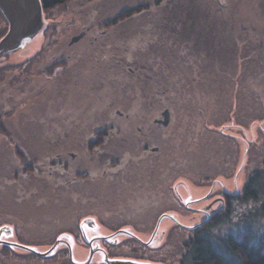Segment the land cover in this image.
<instances>
[{
    "label": "rangeland",
    "instance_id": "374dc122",
    "mask_svg": "<svg viewBox=\"0 0 264 264\" xmlns=\"http://www.w3.org/2000/svg\"><path fill=\"white\" fill-rule=\"evenodd\" d=\"M51 12L55 13L49 16L64 14L71 20L66 24L63 17L45 29L46 35L40 31L11 56V62H24L44 48L46 65L29 70L28 84L22 83L19 72L15 81L4 85L14 99L0 111L13 112L12 120L18 121L12 125L4 118L9 123L0 125V224L14 223L19 239L31 244L29 251L43 252L60 230L73 229L88 213L93 221L80 220L86 234L106 235L119 229L112 237L123 240L127 232L135 234L151 222L140 221L145 217L118 219L137 213L133 208L138 204H147L148 213H143L151 216L158 230L151 245L171 240L155 258L180 264L189 231L176 232L181 228L177 224L196 225L204 219L205 208H219L211 201L219 189L241 190L252 171L247 151L250 136H256L252 120L264 110V0H67ZM84 29L86 35L70 45L71 37ZM53 56L66 61L55 68ZM56 69L62 72L57 82L48 76ZM37 70L51 74L34 81ZM24 89L34 96L25 106L28 112L17 105ZM166 105L171 133L154 127L162 150L151 156L130 153L139 148L136 123L160 115ZM60 106L64 116L57 122L62 124L38 122L40 117H57L54 112ZM104 125L111 128L104 150L93 154L86 143L95 127ZM12 134L20 148L34 153H54L58 143L63 149L70 147L78 158L69 160V165H83L84 171L95 165L98 173L103 159L113 157L121 159L123 169L112 180H85L78 185V197L57 177L54 182L17 175L32 158L13 154L8 141ZM148 158L153 165L144 161ZM170 196L173 202L168 201ZM86 197H97L98 203ZM257 206L252 200H235L226 220L237 222ZM106 215L103 223L100 217ZM227 226L222 221L212 230L221 232ZM63 239L71 241L75 263L104 260L100 250L90 255L93 249L74 236ZM31 258L26 264H70L68 258Z\"/></svg>",
    "mask_w": 264,
    "mask_h": 264
},
{
    "label": "flooded vegetation",
    "instance_id": "af4514ba",
    "mask_svg": "<svg viewBox=\"0 0 264 264\" xmlns=\"http://www.w3.org/2000/svg\"><path fill=\"white\" fill-rule=\"evenodd\" d=\"M41 2H42V7H43L44 19L46 17V20H47L45 23L43 34L46 35L45 29L47 31L48 28L51 27L52 25H55L56 23L58 25L59 23H61L63 17H64L63 22H65L66 24L69 23L71 19L66 18L64 14L62 18L60 17L55 18L53 16L48 15L49 13H52L53 15L55 12H51V11H54L55 7L62 3L54 4L52 6L46 7L44 0H41ZM121 15L116 17L113 21L119 19ZM9 26H10L9 21L7 20L6 16L3 14V12L0 9V40L8 33ZM81 33H84V35L82 36L83 38L86 35V29L81 31L79 34ZM79 34H75L71 37V40L69 42L70 45H73L74 43L77 42V41L72 42V39L73 37ZM46 41L48 42L47 38H46ZM14 51L6 52V53L0 52V106H1V109L5 107V104L8 101H11L12 103L14 99L13 96H10L11 93H9V95L6 94L7 91L4 90V85L9 84L11 79L15 81L20 76L19 72L23 74V76L21 77L22 83L24 84L27 82L28 84V80L31 81L32 79L31 75H28L29 70L36 66H45L48 60L46 56L47 55L46 49L43 48L40 53H38L37 55L33 56L30 59L25 60L24 62H11L12 60L11 56ZM53 57L55 58L54 60L55 63L53 62L52 66H54L55 68L58 65L61 66V64L65 63L66 61L64 57H61L60 59H58V61L60 62L58 64L57 57L56 56H53ZM56 71L58 72L53 74V76L52 75H48V76L52 78V80L54 79L56 82L58 80L61 81L60 80L61 74H62L61 69L60 70L56 69ZM37 73L39 74L38 76L33 75V77L35 78L33 79L34 81L42 80V78H45L46 74H51V72H46V70H45V73L44 72L42 73V70H37ZM16 92L19 93L18 91ZM19 94H21L22 96L17 102V105L21 104L23 106L22 110L28 112L25 106H28V104H30V102L34 99V96L30 95V90L26 92L25 89L22 90V92ZM17 96L19 95L17 94ZM18 108L13 107V109H18ZM169 108L170 107L166 105L160 111V115L157 114V115H151L150 117H145L144 121H143L144 118H142L139 120L141 123L140 125L136 123L135 130L136 132L138 131V133L140 134L139 141H137L136 147L139 146V148L135 149V151L131 150L130 153L134 154L136 152L135 156H147V155L151 156V155H154V153H157L160 150H162V147L157 143L159 139H158V134L154 132V127H159L163 131H166L168 133L170 132L169 128H171L172 125H170L171 111ZM166 110H169L170 112L167 115L168 117L167 123L163 122L164 116H165L164 112ZM54 114L57 115V117H40V119L39 117H36L35 119H39L38 122H42L44 125H47V123L62 124L60 122H62V119L64 116L63 106L58 107L57 111L54 112ZM126 117L130 118L129 114L126 115ZM4 118L5 119L7 118L9 121L12 120L13 112L8 113L7 111H0V125H5L9 123V121L5 122ZM129 118H126V119H129ZM23 119H24L23 122L26 124L28 122L26 117ZM35 119H32V120H35ZM57 120H60V122H57ZM93 120L94 119L89 120V124L92 123ZM17 121L12 120L11 124L13 125ZM110 130L111 128L108 127L107 125L95 127V130L93 131L92 136L88 139L86 143L87 149L93 154L96 152V150H98L99 152L103 151L104 149L102 148V146L103 144L106 143V138L109 136ZM8 141L10 142V147L13 149L11 150L13 151L14 155L20 158H25V157L32 158L28 160V162L22 166L21 173H19V171H16L17 175L18 174H20V176L22 175L23 176L22 178H25V180H29L33 178L35 179L50 178L54 181V179L56 180V177H57L58 179H61L63 182H65L67 185L72 186L73 193H75L78 197L80 195L78 185L83 183L85 180L91 183H97L98 181H101V179L112 180V179L117 178L118 172L123 169L122 165H119L122 162L121 159L119 157H113L109 161H106L105 159H103L104 165H102V170L98 173H97V169L99 168L98 166H95V165L91 166L90 168L84 171L82 170V168H84L83 165L82 166H79L78 164H76L75 166L69 165V160H72L73 162L77 161L78 152L75 150H72L68 146H66V148L63 149V146H61L60 143H58V148L55 150L54 153H52V151L50 150H43L38 153H34L33 151L20 148L19 142L16 140V137L13 134L9 136ZM67 156L70 157V159ZM135 158L137 159V157ZM94 161L96 160L94 159ZM144 161L153 165V162L151 161L150 158ZM144 161H139V162L143 163ZM144 167L147 168L149 166H144ZM70 176H72L71 179H67ZM223 190H224L223 188L219 189L218 192L215 193V196L211 200V201H214V200L215 201L212 204L218 203L220 204L219 207H222L224 197L227 198L229 194L237 193V191H230V190L223 191ZM209 196L211 197L212 193ZM86 199L91 201L92 203H98L97 197H86ZM174 200H175L174 196L168 197V201L173 202ZM138 206H135L133 208L135 211H137V213H133V214L129 213L128 215H131V214L132 215L129 217L127 215L121 216V218H119L118 220L121 221L122 219H129L130 221H136L135 217L136 218L145 217L144 219H141L140 221L145 222V223H147V221H150L151 224L145 228H140L138 232H133L135 234H129L127 231H124L127 233L125 234V239L123 240H119L115 235L112 237V234H115L119 230L116 228H115L116 230L112 231V233L106 234V235H95L94 233L91 235L86 234V231H84V229L80 227V220L87 221V222L93 221L89 219V218H92V214L90 216L88 213L86 215H83L82 218H79L77 220V223H76L77 225L73 229L64 230V231L60 230V232L56 235L57 237H55L54 241L50 244L48 249L43 250V252L40 251L39 253L35 251H29L28 246H30L31 244L24 243L23 241L19 239V236H18L19 230L17 229L14 223H11V222L1 223L0 224V264L1 263L7 264L8 262L9 264H26L30 261V259H32L31 257H36L42 260H46V259L50 260L52 258L55 260H59V259L67 260L68 258L70 264H72L70 261V254H71L70 253V242L71 241L68 239H63V237L68 236V234L71 236H74L75 241L77 240L78 242H81L87 247L92 248L93 255L96 250H100V252H102L104 256L103 261H101L100 263H93L91 261L89 264H106V261H105L106 258H110V259L127 258V259H134V260L152 262V263L159 262L160 260L167 261V260L160 259V257L159 258H155V257L160 256L159 254L161 253H158V252L160 251L162 252L163 251L162 248H164L168 243L165 245L162 244L163 246L156 245L155 247L151 245V242L149 240L152 239V241H154L158 234V230L156 231V223H154L153 219L151 218L149 214H146L148 213L146 209L147 204L145 207H143L141 203L138 204ZM151 207H153V205ZM205 209L210 211V213L216 210V208H212V207L210 209H207V208ZM143 212H146V213H143ZM215 212L216 211H214L213 214ZM108 217L109 215L102 216V218L100 217V220L104 223ZM113 220L118 221L117 219H113ZM177 225H179L181 228L179 227L175 228L176 232L186 233L187 231H189L188 233L189 235L193 234L191 232L192 230H189L190 227H185L182 224H177ZM136 234L138 236H136ZM145 237L149 239H146ZM58 240L61 242L56 246L55 244ZM98 241L99 243H101L100 246L97 244ZM57 247H60V248L54 251ZM51 248H53L52 251H50ZM142 251L144 252L143 254H142ZM147 253L152 256H154L153 254L155 253V256L148 257ZM17 260L22 261V262L15 263L14 261H17Z\"/></svg>",
    "mask_w": 264,
    "mask_h": 264
},
{
    "label": "trees",
    "instance_id": "16d2710c",
    "mask_svg": "<svg viewBox=\"0 0 264 264\" xmlns=\"http://www.w3.org/2000/svg\"><path fill=\"white\" fill-rule=\"evenodd\" d=\"M63 2L65 0H44L46 7ZM260 114V118L252 120L256 125V136H250V148L247 151L252 171L245 185L236 194L224 197L222 208L212 214L208 222L189 229L193 234H188L184 243L185 250L179 259L180 264H264V110ZM235 200H252L258 206L247 217H240L239 221L233 223L226 218L231 217ZM222 221L227 223L226 229L221 232L212 230L213 226ZM170 243L171 240L162 249ZM159 262L170 264L168 261Z\"/></svg>",
    "mask_w": 264,
    "mask_h": 264
},
{
    "label": "water",
    "instance_id": "95a60500",
    "mask_svg": "<svg viewBox=\"0 0 264 264\" xmlns=\"http://www.w3.org/2000/svg\"><path fill=\"white\" fill-rule=\"evenodd\" d=\"M0 9L6 16L10 25L8 33L0 40V52L2 53L11 52L23 47L40 31L44 30L46 21L44 19L41 0H0ZM83 35L84 33H81L73 37L72 42L78 41ZM169 113V110L164 112L165 116L163 122L167 123V115ZM211 207L214 208L211 205L207 209H210ZM220 208L222 207H219L218 209L216 208L214 211H218ZM213 212L210 213V211L204 209V219L190 228L200 227L201 225L208 222L212 217ZM60 242L61 241L58 240L55 245L59 244ZM52 249L53 248H51L50 251H52ZM90 255H93V251L90 253ZM90 260L82 264H89L91 262ZM70 261L72 264H77L72 260L71 254ZM105 261L106 264H164L162 262L152 263L127 258H106Z\"/></svg>",
    "mask_w": 264,
    "mask_h": 264
}]
</instances>
